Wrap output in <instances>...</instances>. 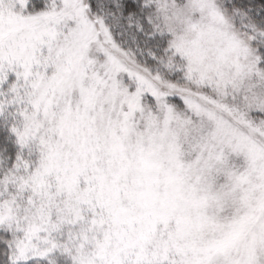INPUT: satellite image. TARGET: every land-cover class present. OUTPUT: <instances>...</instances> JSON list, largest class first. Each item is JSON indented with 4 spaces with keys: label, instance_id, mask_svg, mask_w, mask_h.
I'll return each instance as SVG.
<instances>
[{
    "label": "snow or ice",
    "instance_id": "obj_1",
    "mask_svg": "<svg viewBox=\"0 0 264 264\" xmlns=\"http://www.w3.org/2000/svg\"><path fill=\"white\" fill-rule=\"evenodd\" d=\"M0 264H264V0H0Z\"/></svg>",
    "mask_w": 264,
    "mask_h": 264
}]
</instances>
